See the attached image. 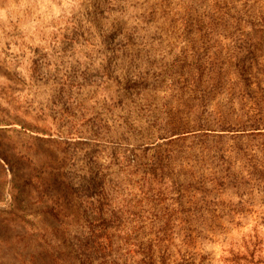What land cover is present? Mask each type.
I'll use <instances>...</instances> for the list:
<instances>
[{"label":"rangeland","instance_id":"obj_1","mask_svg":"<svg viewBox=\"0 0 264 264\" xmlns=\"http://www.w3.org/2000/svg\"><path fill=\"white\" fill-rule=\"evenodd\" d=\"M188 1L0 0V264H87L105 179L142 242L264 264V0L238 28L174 16Z\"/></svg>","mask_w":264,"mask_h":264},{"label":"trees","instance_id":"obj_2","mask_svg":"<svg viewBox=\"0 0 264 264\" xmlns=\"http://www.w3.org/2000/svg\"><path fill=\"white\" fill-rule=\"evenodd\" d=\"M244 1L246 0H189L186 3H177L173 7V11H176L174 16L182 12L190 20L191 16H201L199 10L203 9L209 14L210 28H217L219 25L224 27L230 25L229 28H238L242 22L246 21L244 18L248 17L250 12L255 14L254 10L251 11L250 8H247L248 5ZM258 18H261L260 14H258ZM171 20L173 19L169 17L165 19V21H170L171 26H175L177 20ZM188 20L187 22L181 20V24L188 26ZM231 160L232 158L229 156L224 157L222 161L230 165ZM138 163V160L134 159L132 161L126 160L124 164L133 169ZM122 173L124 174V170ZM105 180L90 182V190L96 191L95 193L89 192L87 196L89 200L82 202L83 207L94 212L99 221V227L92 228L89 241L84 245L80 243L77 245L87 264H191V260L185 256L180 259L174 258L171 255L170 246H165L159 242L146 243L139 240L138 236L142 235L143 230L136 225V213L128 220V225H125L127 219L125 215L129 212L128 206L132 204V200L123 193L121 198L124 205L118 207L113 202L114 196L104 190L102 183H105ZM150 181H155V176L149 170H143L137 189L140 190ZM106 185L110 189L114 183L107 180ZM124 218V224H122L121 221ZM251 247V244L246 242L236 250H229V254L235 258L232 259L234 261H247L250 257L251 262H255V251ZM193 260L196 259L193 258ZM227 260L225 259V261ZM261 262V260L257 261L258 264Z\"/></svg>","mask_w":264,"mask_h":264}]
</instances>
